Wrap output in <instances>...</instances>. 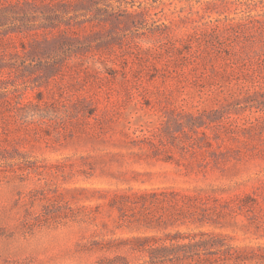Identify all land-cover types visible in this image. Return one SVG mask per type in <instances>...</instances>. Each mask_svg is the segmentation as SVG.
Returning a JSON list of instances; mask_svg holds the SVG:
<instances>
[{
	"label": "rangeland",
	"instance_id": "obj_1",
	"mask_svg": "<svg viewBox=\"0 0 264 264\" xmlns=\"http://www.w3.org/2000/svg\"><path fill=\"white\" fill-rule=\"evenodd\" d=\"M0 264H264V0H0Z\"/></svg>",
	"mask_w": 264,
	"mask_h": 264
},
{
	"label": "trees",
	"instance_id": "obj_2",
	"mask_svg": "<svg viewBox=\"0 0 264 264\" xmlns=\"http://www.w3.org/2000/svg\"><path fill=\"white\" fill-rule=\"evenodd\" d=\"M169 255H171V254H151V257L159 258L160 260L166 262V260L169 259ZM184 258L189 259V256L187 254H185Z\"/></svg>",
	"mask_w": 264,
	"mask_h": 264
}]
</instances>
